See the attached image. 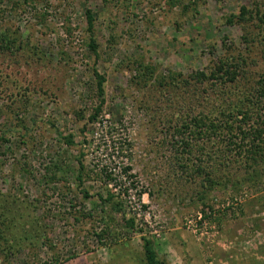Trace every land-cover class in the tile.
I'll use <instances>...</instances> for the list:
<instances>
[{"label":"rangeland","instance_id":"1","mask_svg":"<svg viewBox=\"0 0 264 264\" xmlns=\"http://www.w3.org/2000/svg\"><path fill=\"white\" fill-rule=\"evenodd\" d=\"M256 5L0 0V264H147L142 236L166 264H264V158L184 131L221 99L168 85L241 51L238 89L253 90L264 27L227 19Z\"/></svg>","mask_w":264,"mask_h":264},{"label":"trees","instance_id":"2","mask_svg":"<svg viewBox=\"0 0 264 264\" xmlns=\"http://www.w3.org/2000/svg\"><path fill=\"white\" fill-rule=\"evenodd\" d=\"M85 15L87 30L92 34L94 18L91 10H86ZM227 21L229 23L242 24L243 28L247 30L246 32L249 33V27L253 25L258 29L264 27V13L260 11L258 5L251 10L241 8L234 21L232 17L228 18ZM3 42H5L3 43L4 50H10L15 44L13 40L8 38H5ZM89 47L91 52L97 57V46L92 38H90ZM243 54L240 51L236 57L220 58L208 70L197 71L190 75L189 78H179L181 75L178 74V81L172 77L168 85L171 84L172 88L178 86L184 88L190 85L206 83L209 86L207 92L217 94L221 99H219L221 104L214 108L216 111L215 117L213 116V108H211L207 115L202 114L200 117L195 115L191 120L183 123L182 129L188 133L195 131V136L201 139L206 136L209 138L215 133L218 137H221V133L225 134L227 137L225 140V153L230 154V156H238L239 158L244 157L245 163H258L263 161L264 158V75L259 78L255 87L252 86L250 88H253V90L246 91L243 87L238 89L241 78L246 76L244 68L247 65V56ZM92 74L95 79L98 97L101 99L99 106H97V108H100L104 102L103 84L105 78L95 68H93ZM160 84L165 87L166 82L161 81ZM234 90L238 93V100L227 101V99L222 98H228L230 93L229 98L233 99L236 96ZM232 91L233 94H231ZM97 113L98 110H96L90 120L93 121ZM66 142L72 143L71 137H68ZM187 145L184 142V146ZM78 166L80 170L83 169L81 162L78 163ZM248 166L250 167V164ZM128 169L129 166L123 168L124 172H127ZM110 199L111 197H109ZM116 205L120 206V204ZM129 223H132V220H129ZM97 235L101 237L100 234ZM141 240L144 259L147 264H166L164 260L158 258L153 242L150 239L142 236Z\"/></svg>","mask_w":264,"mask_h":264}]
</instances>
